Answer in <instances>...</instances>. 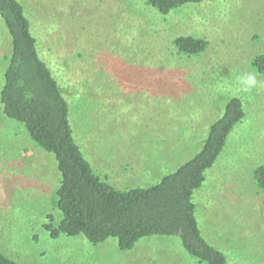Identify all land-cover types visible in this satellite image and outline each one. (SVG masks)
Here are the masks:
<instances>
[{
	"label": "rangeland",
	"instance_id": "1",
	"mask_svg": "<svg viewBox=\"0 0 264 264\" xmlns=\"http://www.w3.org/2000/svg\"><path fill=\"white\" fill-rule=\"evenodd\" d=\"M18 1L69 102L75 140L117 189L176 170L227 103L242 101L246 116L196 192V217L228 264H264V200L253 177L264 165V75L253 68L264 54V0H214L168 16L146 0ZM188 35L205 38L207 51L179 55L172 41ZM11 50L0 18V86ZM245 72L261 81L248 92L238 82ZM13 124L0 108V252L21 264H198L174 237L144 238L128 252L112 239L92 246L84 236L51 238L43 224L48 214L61 219L60 173L54 156Z\"/></svg>",
	"mask_w": 264,
	"mask_h": 264
},
{
	"label": "trees",
	"instance_id": "2",
	"mask_svg": "<svg viewBox=\"0 0 264 264\" xmlns=\"http://www.w3.org/2000/svg\"><path fill=\"white\" fill-rule=\"evenodd\" d=\"M213 1L146 3L168 16L186 5ZM0 18L12 46L11 54L4 57L9 62L0 86L2 114L15 122L14 126H22L38 148L54 156L60 173V186L54 193L61 219L56 222V216L48 214L43 224L51 238L84 236L92 246L112 239L121 252H128L144 238L174 237L198 264H228L227 257L202 236L194 197L206 181V172L223 152L230 133L246 116L242 101L233 98L227 103L221 118L211 125L201 149L176 170L168 173L165 168L160 179L145 187L117 189L96 173L75 140L69 102L39 56L23 5L18 0H0ZM172 46L179 55L192 58L204 54L209 42L188 35L176 37ZM253 68L264 75V54L253 60ZM8 130L14 129L11 126ZM158 168L154 167L151 175ZM148 169L143 168L146 174H150ZM253 177L264 200V165L255 169ZM0 264L21 263L0 252Z\"/></svg>",
	"mask_w": 264,
	"mask_h": 264
},
{
	"label": "clouds",
	"instance_id": "3",
	"mask_svg": "<svg viewBox=\"0 0 264 264\" xmlns=\"http://www.w3.org/2000/svg\"><path fill=\"white\" fill-rule=\"evenodd\" d=\"M238 82L241 91L248 92L257 88L261 81L258 79V75L254 72H245L238 77Z\"/></svg>",
	"mask_w": 264,
	"mask_h": 264
}]
</instances>
